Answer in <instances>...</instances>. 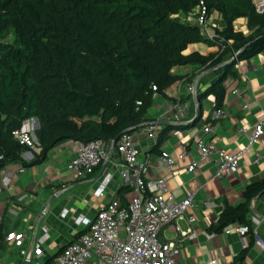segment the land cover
<instances>
[{
	"label": "trees",
	"instance_id": "obj_1",
	"mask_svg": "<svg viewBox=\"0 0 264 264\" xmlns=\"http://www.w3.org/2000/svg\"><path fill=\"white\" fill-rule=\"evenodd\" d=\"M200 5L207 14L218 13L213 38L196 22L174 16ZM240 16L247 19L248 33L234 26ZM196 41L218 48L185 52ZM262 50L264 8L258 10L254 0H0V169L41 162L65 140H113L155 119L148 109L154 94L174 80L170 69L176 64L219 66L195 96L200 104L212 94L222 107L224 81L237 75L236 62ZM200 111L201 106L190 121L162 123L154 148L171 129L198 122ZM31 117L38 119L40 149L27 162L26 146L13 131ZM130 188L123 185L117 194ZM263 192L264 178H252L243 199L226 203L208 229L248 224L250 201Z\"/></svg>",
	"mask_w": 264,
	"mask_h": 264
},
{
	"label": "crops",
	"instance_id": "obj_2",
	"mask_svg": "<svg viewBox=\"0 0 264 264\" xmlns=\"http://www.w3.org/2000/svg\"><path fill=\"white\" fill-rule=\"evenodd\" d=\"M256 7L259 10L261 5ZM197 10L198 6L188 11L192 16L189 15L184 21L194 22ZM217 16L218 13L214 11L213 20ZM234 26L244 33L249 32L244 16L237 17ZM217 48L216 44L196 41L189 43L185 52L198 50L209 53ZM235 66L237 75L224 81V117L212 116V94L203 98L199 104L195 94L188 89L190 83L195 85V93L204 88L220 72V67L189 62L171 67L170 71L175 78L163 88V92L154 94L147 115L158 121H170L172 105L178 102L187 105L181 120H192L196 116L195 109L198 105L201 106L200 120L186 128L171 129L159 148H154L158 132L156 136L148 137L142 127L150 119H146L135 130L137 145L148 159L146 177L162 175L168 186L166 195L175 198L195 190L194 205L188 213L196 215L193 223L197 229L196 239L187 237L181 242L174 264H264V192L250 201V231L244 234V249L240 236L234 229L231 228L228 232L208 229L210 224L217 222L226 203L235 204L243 199V189L252 178H264V141L259 139L246 146L252 124L258 116L264 114V50L238 60ZM233 89L237 91L234 92ZM30 119L34 120L31 128L37 140L36 122L33 117ZM206 124L211 125L212 130L204 131L203 126ZM243 125L247 126L245 131L239 129ZM197 137L211 140L217 147L225 150H241L239 164L234 171L216 177L217 153L215 152L214 157L198 158L194 146ZM72 141L69 139L55 145L43 161L28 163L24 165L23 171L17 169L19 162L0 169V178L7 169L13 170L10 182L0 190V264H33L34 261L22 256L18 246L12 240H7L5 234L9 230L25 232L23 246L30 247L42 234L43 227H46L48 237L42 243L43 256L40 260L44 264H53L62 246L83 228L76 219L81 215L92 218L117 193L119 187L130 184V180L123 179L118 172V155L115 151L111 152L108 160L96 165L88 176L76 177L65 166L73 154ZM39 149L37 143L35 148L30 149L32 154L23 156V159L30 162L34 152ZM183 149L187 150V155L176 161L172 172L168 171L161 152L166 150L176 158ZM256 153L260 156L259 160L254 159ZM194 158L197 165L192 171H187V163ZM106 174L110 175V179L103 194L97 195L94 189ZM128 193L129 191L124 194ZM177 222L186 228L184 218H178ZM211 231L214 235L207 236ZM175 234L172 225L165 226L160 232L163 239L173 238ZM258 239L262 244L257 243Z\"/></svg>",
	"mask_w": 264,
	"mask_h": 264
},
{
	"label": "built area",
	"instance_id": "obj_3",
	"mask_svg": "<svg viewBox=\"0 0 264 264\" xmlns=\"http://www.w3.org/2000/svg\"><path fill=\"white\" fill-rule=\"evenodd\" d=\"M257 6L262 5L261 0H254ZM195 21L201 29L203 35L213 38L215 34L212 13L207 14L203 5L198 6L195 13ZM214 22V23H212ZM153 88H156L153 85ZM188 89L196 94L195 85L190 83ZM234 92L237 89H233ZM213 106V117L221 118L225 116L223 107ZM185 103H175L172 105V120L179 121L186 112ZM32 118V117H31ZM33 119L26 118L22 125L13 131L16 139L26 146L22 152L25 155L32 154L31 148H35L37 140L33 136L31 123ZM143 129L148 137L156 136L160 123L157 119L146 121ZM246 125L239 129L245 131ZM247 145L262 139L264 141V114L257 117L251 126ZM204 131H210L211 125H204ZM194 146L198 152V158L205 159L214 157L217 153L215 176L222 177L234 171L239 164L240 151H229L219 148L216 144L202 137H197ZM73 154L66 161V168L76 177L82 178L93 172L96 165L108 160L111 152L118 155L116 165L118 172L123 179L130 180V190L128 194L120 196L117 193L109 201L102 205L92 218L79 216L76 219L78 224L83 226V230L69 242H67L58 252L53 264H174L176 256L180 252L181 242L185 238L196 239L197 229L193 226L196 215L188 213L194 205L195 190L188 191L180 198L166 195L168 186L166 179L162 175L146 177L148 169V159L142 154L137 145L136 131L124 132L114 142L94 138L83 142L73 140L71 144ZM187 150L183 149L178 156L172 157L168 151L163 150L161 157L165 160V167L168 171H173L176 161L184 158ZM259 155H255V160H259ZM197 165L196 158L187 163L185 169L192 171ZM19 171L24 170V165L19 164ZM13 170L7 169L0 178V190L7 185L12 177ZM110 179L106 174L101 177L98 185L94 189L97 195L103 191ZM178 218H184L187 226L181 227L177 222ZM168 225H172L176 231L173 238L163 239L160 236L161 230ZM234 229L240 236L242 248L246 247L244 234L248 232L247 223H232L224 228V232ZM42 234L38 236L30 247L23 246L25 232L9 230L5 234L7 240H12L19 248V253L28 260H33V264H43L42 243L48 237L46 227L42 228ZM214 232H209L211 237ZM258 244H262L257 240ZM228 264V263H227Z\"/></svg>",
	"mask_w": 264,
	"mask_h": 264
},
{
	"label": "water",
	"instance_id": "obj_4",
	"mask_svg": "<svg viewBox=\"0 0 264 264\" xmlns=\"http://www.w3.org/2000/svg\"><path fill=\"white\" fill-rule=\"evenodd\" d=\"M263 8H264V2L262 3L261 8H260L259 10H262ZM199 107H200V105H198V107L195 109V115L197 114V111H198ZM33 118L35 119L36 127H37V126H38V119H37L36 117H33ZM165 122H166L165 120H160V121H159L160 124L165 123ZM128 130H132V129L130 128V129H128ZM123 133H124V131H123ZM117 138H118V137H115V138L113 139V141L115 142ZM71 240H72V239H71ZM71 240H70V241H71ZM68 242H69V241H68ZM63 246H64V245H63ZM63 246H62V247H63ZM27 261H28V260H27ZM27 261H26V263H28Z\"/></svg>",
	"mask_w": 264,
	"mask_h": 264
},
{
	"label": "rangeland",
	"instance_id": "obj_5",
	"mask_svg": "<svg viewBox=\"0 0 264 264\" xmlns=\"http://www.w3.org/2000/svg\"><path fill=\"white\" fill-rule=\"evenodd\" d=\"M189 13H179V14H174V16L179 17L181 20H185L189 18ZM192 16V15H190ZM191 19V18H190Z\"/></svg>",
	"mask_w": 264,
	"mask_h": 264
}]
</instances>
